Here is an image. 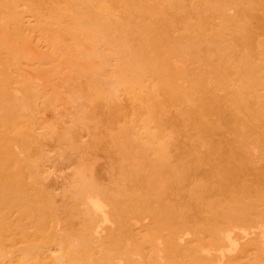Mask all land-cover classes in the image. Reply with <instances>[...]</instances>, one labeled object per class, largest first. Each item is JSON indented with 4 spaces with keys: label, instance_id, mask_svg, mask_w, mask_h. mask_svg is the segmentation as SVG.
<instances>
[{
    "label": "rangeland",
    "instance_id": "rangeland-1",
    "mask_svg": "<svg viewBox=\"0 0 264 264\" xmlns=\"http://www.w3.org/2000/svg\"><path fill=\"white\" fill-rule=\"evenodd\" d=\"M92 1L0 0V264H264V0Z\"/></svg>",
    "mask_w": 264,
    "mask_h": 264
},
{
    "label": "bare ground",
    "instance_id": "bare-ground-1",
    "mask_svg": "<svg viewBox=\"0 0 264 264\" xmlns=\"http://www.w3.org/2000/svg\"><path fill=\"white\" fill-rule=\"evenodd\" d=\"M92 1V0H91ZM88 2V1H87ZM93 2V1H92ZM89 3V2H88ZM94 4V3H93ZM86 7H88V6H86ZM84 8H85V6H84ZM92 9V8H91ZM87 11V10H86ZM78 15V14H77ZM114 23V22H113ZM112 26V25H111ZM114 27V26H113ZM3 33V32H2ZM4 34V33H3ZM1 40H5L4 38H3V36H2V34H1ZM90 42V41H89ZM93 43H95V42H93ZM26 44H25V42L23 43L22 41H18V42H16L13 46H14V48H15V50L17 49V50H20V51H22V50H30L31 49V47L30 48H28V47H26L25 46ZM29 45V44H28ZM96 45V44H95ZM6 46H9L8 44L6 45ZM30 52V51H29ZM32 54V53H31ZM35 54H33V56H34ZM35 57V56H34ZM8 60V59H7ZM74 60H76V59H74ZM91 62V61H90ZM89 62V63H90ZM84 64V63H83ZM86 67V66H85ZM88 67V66H87ZM94 69V68H93ZM123 69V68H122ZM123 71V70H122ZM2 82V81H1ZM106 88V87H105ZM15 95V94H14ZM31 95V94H30ZM29 106V105H28ZM28 108H30V107H28ZM27 110H29V109H27ZM81 200L86 204V206H87V209L89 210V212H90V215L91 216H97V217H99V219H92L91 221H90V223H89V227H88V230H89V237L90 238H92V239H94V238H97L98 237V235L100 234V232L102 231V229H101V225H103V224H107V223H109V220L106 218V216H105V213H104V211H103V208L105 207L104 205V207L102 206V204L96 199V198H94L92 195H91V193H90V191H89V189L88 188H86V187H84L81 191ZM71 195H72V193H71ZM15 202V201H14ZM13 203V202H12ZM76 206H78V205H76ZM106 209V208H105ZM80 212V211H79ZM76 214H78V213H76ZM81 214V213H80ZM70 215V214H69ZM111 219V218H110ZM113 222V221H112ZM110 225V224H109ZM104 226V225H103ZM260 226V225H259ZM73 229V228H72ZM235 229V228H234ZM251 230V229H250ZM232 231H234V230H232ZM235 231H236V229H235ZM239 231V230H238ZM257 231V230H256ZM228 232V231H227ZM231 232V231H230ZM103 234V233H102ZM186 234V233H185ZM217 234H218V232H217ZM220 234V233H219ZM222 234V233H221ZM226 234V233H225ZM229 234V233H228ZM246 234V233H245ZM187 235V234H186ZM259 235L260 236H258L259 237V239H260V243H261V245H262V247L264 248V225H262L261 226V229H260V233H259ZM222 236V235H221ZM246 236V235H245ZM221 239V238H220ZM179 240V239H178ZM177 240V241H178ZM185 242V241H184ZM76 243V242H75ZM222 243H223V245H227V246H229L228 248V251H230V250H232V249H234V248H236V243L233 241V239L231 238V236L230 235H225V236H223L222 237ZM68 244V243H67ZM208 247H210V246H208ZM211 248V247H210ZM67 249V248H66ZM69 249V248H68ZM67 249V250H68ZM189 249V248H188ZM209 249V248H208ZM212 249V248H211ZM200 250H202V249H200ZM61 251H63V250H61ZM64 251H66L65 249H64ZM179 251V250H178ZM203 251V250H202ZM223 251V250H222ZM54 252V251H53ZM69 252V251H68ZM221 252V251H220ZM57 253V251H55L54 252V254H56ZM63 253V252H62ZM201 253V252H200ZM206 253L208 254V253H210L209 251H206ZM206 253H204L205 255H206ZM212 253V252H211ZM216 253H218V251L216 252ZM215 253V254H216ZM68 254V253H67ZM66 254V255H67ZM224 254H226V252H225V250H224ZM9 255V254H8ZM64 255V254H63ZM202 255H203V253H202ZM218 255V254H217ZM221 255V254H220ZM219 255V256H220ZM7 257V256H6ZM221 257V256H220ZM78 262V261H77ZM119 264H121V263H119Z\"/></svg>",
    "mask_w": 264,
    "mask_h": 264
}]
</instances>
